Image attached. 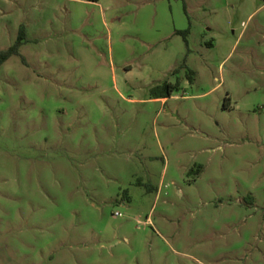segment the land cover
Listing matches in <instances>:
<instances>
[{"label": "rangeland", "instance_id": "obj_1", "mask_svg": "<svg viewBox=\"0 0 264 264\" xmlns=\"http://www.w3.org/2000/svg\"><path fill=\"white\" fill-rule=\"evenodd\" d=\"M22 25L0 264H264V0H0V51Z\"/></svg>", "mask_w": 264, "mask_h": 264}, {"label": "trees", "instance_id": "obj_2", "mask_svg": "<svg viewBox=\"0 0 264 264\" xmlns=\"http://www.w3.org/2000/svg\"><path fill=\"white\" fill-rule=\"evenodd\" d=\"M179 34H183L184 37L188 34V31L185 32H179ZM185 39V38H184ZM27 40V32H26V27L24 25H22L20 27V31H19V35L18 38L16 40V42L10 46L9 48H7L6 50H2L0 51V66L5 63L6 61H8L12 56L14 55H20V49L21 47L25 44ZM186 44H188L187 40L185 39ZM183 67L186 66V64L184 63L182 65ZM194 72L193 71H189L188 72V77L190 80H192V76H193ZM179 86V83H169V82H165L162 85H159L157 87H155V90L158 92L157 94H159L160 96L158 98H166L171 96L172 92Z\"/></svg>", "mask_w": 264, "mask_h": 264}, {"label": "built area", "instance_id": "obj_3", "mask_svg": "<svg viewBox=\"0 0 264 264\" xmlns=\"http://www.w3.org/2000/svg\"><path fill=\"white\" fill-rule=\"evenodd\" d=\"M116 214H117V215H120V213H119V212H117Z\"/></svg>", "mask_w": 264, "mask_h": 264}]
</instances>
